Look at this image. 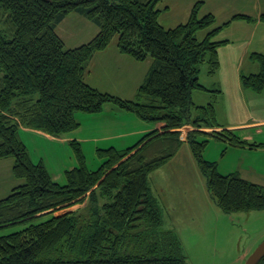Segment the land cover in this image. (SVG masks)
<instances>
[{
	"label": "trees",
	"instance_id": "obj_1",
	"mask_svg": "<svg viewBox=\"0 0 264 264\" xmlns=\"http://www.w3.org/2000/svg\"><path fill=\"white\" fill-rule=\"evenodd\" d=\"M161 1L0 0V159L13 157L12 175L22 180L0 198V228L24 225L0 235V264H190L176 232L163 226V209L150 182V174L184 142L219 208L227 213L264 209V184L239 171L222 172L204 154L209 136L231 146L264 144L219 129L214 104L192 99L194 90H209L200 82L201 65L209 74L220 66L219 48L227 43L217 39L220 30L234 19L264 22V12L235 14L200 36L216 21L213 13L200 15L203 1L194 4L186 22L171 27L160 21ZM71 13L99 28L76 47H67L57 32ZM115 37L120 52L139 61L152 58L134 98L100 90L85 78L94 55ZM250 58L260 70L242 73V86L261 93L264 54L253 52ZM106 104L159 127L132 146L97 149L103 162L95 170L73 140L78 165L65 170L64 184L43 162H33L19 136L21 127L61 136L80 126L77 112L99 114Z\"/></svg>",
	"mask_w": 264,
	"mask_h": 264
},
{
	"label": "crops",
	"instance_id": "obj_2",
	"mask_svg": "<svg viewBox=\"0 0 264 264\" xmlns=\"http://www.w3.org/2000/svg\"><path fill=\"white\" fill-rule=\"evenodd\" d=\"M197 1L199 0H194L193 5L185 12L190 13L191 8H193ZM202 1L200 13L207 4V0ZM161 6L158 4L159 9H161L160 21L163 25L171 27L169 25L173 24H166L161 20L164 12L170 10L171 6L169 4L164 7ZM252 9L251 12L241 10L233 12L231 17L238 13L259 17L264 12V5H260L257 0L253 3ZM208 13L215 14L214 12ZM71 14L60 22L57 26V32L64 40L66 46L68 45V39H72L73 41H77V44L68 45V47H76L89 41L88 39L90 38L77 39V37L84 33L86 34V30L90 29V25L78 17L82 15L78 13ZM230 20L231 18L225 20V22ZM92 24L96 26L94 28L98 32V26L93 22ZM217 39L227 40V43L219 48L220 66L213 74L205 71L204 75L207 78L203 81L200 80V82L209 88V90H194L192 93L193 102L198 105L214 104L215 117L219 129H232L242 139L264 144V90L261 93L255 92L243 87L241 82L242 73L250 74L260 70V65L253 61L250 55L253 52L264 54V22L260 20L249 21L247 19L231 20L220 30ZM116 43L111 42L107 48L94 55L89 62L85 78L88 83L100 90L111 92L123 98H134L138 87L143 82L150 68L152 58L148 56L145 60H136L132 56L120 52ZM198 92H204V94L199 95ZM202 96H205V98ZM196 98H201L202 100L196 102ZM78 114L76 116L81 124L77 129L73 130V132L78 131L74 140L81 143L83 150L84 145L87 144L91 145L93 150L109 146L126 148L136 144L144 134L159 127L158 124L144 121L134 113L118 109L112 104H106L104 110L99 114ZM82 114H86L84 119L87 124L84 126L80 118ZM222 118L223 120H221ZM185 143L187 145L184 147L183 143L177 154L169 162L150 174L152 191L158 198L159 203L162 206L165 205L166 208H168V203L172 206L175 205V202L168 199L170 197L173 201L178 202L177 205L184 204L186 207H198V211L202 215H204L206 209L210 211L212 209L218 210L215 206L216 203H214L213 198L211 199L212 196H210L208 191L207 180L200 171L189 144ZM221 143L225 147L223 155H225L229 148L238 147L231 146L224 141ZM259 148L264 149V146L249 149ZM28 151L30 153L29 147ZM12 166L13 162L7 163V161L0 159V168H6L12 173ZM165 166H170V169L173 171L172 179L168 182H163L159 173V170ZM247 167L250 168V166ZM249 168L245 169L248 171ZM252 169L255 175L264 176V172H261L256 167H252ZM226 171H239L242 173L240 169ZM244 177L246 178V176ZM14 183L10 182L5 189V179L3 176H0V197L8 189H11L10 187L14 188L17 185L16 180ZM184 195L185 197H183ZM162 199L164 205L161 202ZM168 214L172 216V221L175 222L173 220V217L175 218L174 211L168 208ZM164 223H166L165 217ZM170 230L174 231L175 229L170 228ZM176 234L180 240L178 233Z\"/></svg>",
	"mask_w": 264,
	"mask_h": 264
},
{
	"label": "rangeland",
	"instance_id": "obj_3",
	"mask_svg": "<svg viewBox=\"0 0 264 264\" xmlns=\"http://www.w3.org/2000/svg\"><path fill=\"white\" fill-rule=\"evenodd\" d=\"M256 1L257 0H207V4L202 9L200 15L214 12L217 18L213 25L200 32V36H203L213 27L222 25L225 20L232 18L233 12L240 10L251 12L253 10V3ZM258 2L260 5H264V0H258ZM193 3L194 0H162L159 6L162 5L161 7H164L169 4L171 9L164 12L161 20L166 24H173L169 26H175L179 23L186 22L190 17L192 8L190 13L185 11L189 10ZM78 17L89 23L90 29L86 30V34H82L77 37V39L90 38L88 39L90 41L97 34L94 28L96 26L84 17ZM68 40L69 46L77 44V41H73L72 39ZM116 42L117 37L112 40V43ZM201 68L202 70L199 77L200 80L203 81L207 78V76L204 75L205 71H207V65L202 64ZM198 94L203 95L204 92H198ZM202 97L205 98V96ZM201 100V98H196V102H200ZM193 111V116H195L198 111ZM78 113L80 114L83 112H77V114ZM85 115L86 114H82L80 116L83 126L87 124L84 119ZM221 120H223V118ZM189 129L192 128L183 127L184 131ZM77 132L76 130L74 132H67L61 136H52L43 132H38V130L35 129L21 127V129H19V136L26 143L27 148L29 147L33 162H43L53 178L59 183L64 184L66 182L65 170L78 165L75 148L72 144ZM185 135L186 133L184 132L183 137H185ZM204 136L205 135H203V137ZM209 137L210 141L204 154L207 159L218 162L220 171L226 173L231 172L226 170L240 169L246 178L254 182H261V184L264 183V176L259 174L255 175L252 169V167H256L261 172H264V149L234 147L229 148L225 155H223L225 147L221 143L222 141L213 136ZM183 145L185 147L187 144L184 142ZM84 152L86 154L87 163L91 169H97L103 162V158H100L97 154V149L95 148L93 150L91 145H84ZM3 161L12 163L14 162V158H3ZM247 166H250V168ZM7 167L10 168L9 166ZM245 168H249V170L247 171ZM159 171L160 178L163 182H168L172 179L173 171L170 169V166H165ZM0 176H3L5 179V189L10 182H12V184H15V180L16 184L22 182V180L16 179L10 170L6 168H0ZM10 188L11 189H8L0 198L7 196L13 187ZM183 197H185V195ZM168 199L175 202L174 206L169 203L167 204V207L171 211H174L175 218L173 217V220L175 222L172 221V216L168 214V208L165 207L162 199L161 202L164 206H162L161 203L160 205L162 206L163 217H165L166 221L163 226L166 229L174 228L177 231L174 230L180 237L183 249L188 255L190 264H244L246 259L245 256L247 257L252 253L264 240V209L227 213L215 204L218 210L212 209L210 211L206 209L204 215H202V213H199L198 207H186L184 204L177 205V201H173L170 197H168ZM214 203H216L215 200ZM77 207L78 206L61 210L58 214L64 213L72 208L76 209ZM44 219H46V217ZM23 227L24 225L18 224L0 228V235L18 231Z\"/></svg>",
	"mask_w": 264,
	"mask_h": 264
},
{
	"label": "water",
	"instance_id": "obj_4",
	"mask_svg": "<svg viewBox=\"0 0 264 264\" xmlns=\"http://www.w3.org/2000/svg\"><path fill=\"white\" fill-rule=\"evenodd\" d=\"M264 257V240L250 253L244 264H258L259 261Z\"/></svg>",
	"mask_w": 264,
	"mask_h": 264
}]
</instances>
